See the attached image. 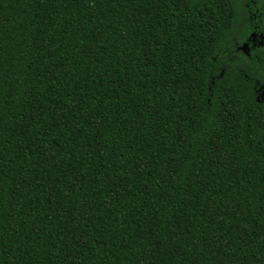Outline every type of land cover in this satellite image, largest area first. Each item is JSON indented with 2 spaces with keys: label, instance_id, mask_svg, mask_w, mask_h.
Returning <instances> with one entry per match:
<instances>
[{
  "label": "trees",
  "instance_id": "obj_1",
  "mask_svg": "<svg viewBox=\"0 0 264 264\" xmlns=\"http://www.w3.org/2000/svg\"><path fill=\"white\" fill-rule=\"evenodd\" d=\"M260 35L264 0H0V264H264Z\"/></svg>",
  "mask_w": 264,
  "mask_h": 264
},
{
  "label": "water",
  "instance_id": "obj_2",
  "mask_svg": "<svg viewBox=\"0 0 264 264\" xmlns=\"http://www.w3.org/2000/svg\"><path fill=\"white\" fill-rule=\"evenodd\" d=\"M260 36L264 40V36L263 35H260ZM244 47H245V44L242 45V48H244Z\"/></svg>",
  "mask_w": 264,
  "mask_h": 264
}]
</instances>
